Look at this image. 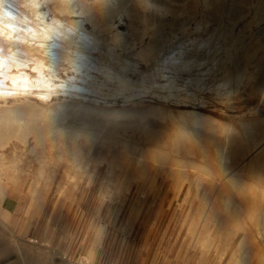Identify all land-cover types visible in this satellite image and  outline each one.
I'll list each match as a JSON object with an SVG mask.
<instances>
[{
  "label": "rangeland",
  "instance_id": "1",
  "mask_svg": "<svg viewBox=\"0 0 264 264\" xmlns=\"http://www.w3.org/2000/svg\"><path fill=\"white\" fill-rule=\"evenodd\" d=\"M9 1H0V35L16 36L18 46L2 50L25 66L16 78L0 71L14 86L4 80L8 93L20 89L38 103L81 96L117 105L133 95L238 126L264 117V96L250 91L264 73V0H139L152 14L149 30L168 32V18L192 13L187 28L170 31L146 59L105 32L109 13L113 30L129 28L120 0H73L75 9L59 0ZM217 2L222 15L207 20L203 11ZM25 43L62 59L45 58L41 67ZM32 141L14 139L2 150L0 264H264V199L250 204L221 182L242 166L240 155L228 158L204 140L196 157L219 175L208 181L98 142L79 150L69 135L52 136L38 153Z\"/></svg>",
  "mask_w": 264,
  "mask_h": 264
},
{
  "label": "bare ground",
  "instance_id": "2",
  "mask_svg": "<svg viewBox=\"0 0 264 264\" xmlns=\"http://www.w3.org/2000/svg\"><path fill=\"white\" fill-rule=\"evenodd\" d=\"M59 1L61 5H68L69 8L75 9L71 2L73 0ZM82 1L84 0H79L80 3ZM65 3L66 5H64ZM61 5L58 8H61ZM142 5L139 0H120V7L129 18L128 30L123 31L118 28L113 30L116 27L115 13H109V16L107 15L104 18L103 25L106 26V31L103 29L105 32H114L112 34L122 41V45L137 46L140 54L148 58V56L155 55L160 50L168 35H170V31L175 34L178 30L187 28L188 19L192 13L190 12L187 17L171 16L168 18L166 22L170 28L168 32L165 26L149 30L148 25L154 24L149 19L152 14L143 5L144 9ZM221 6L222 4L217 2L213 6L214 10H204L202 16L207 20L220 17L222 15ZM28 8L24 7L27 11ZM235 17H240V14L236 12ZM141 22L143 25H140ZM15 38L1 37L0 35V71H4L3 74L10 75V77L16 75L15 73H22V66H25L19 59V61L17 59L12 60L4 54L7 49H14L18 46ZM110 39H112L111 36ZM26 44L28 43H25V46ZM28 46L31 48L30 53L33 52L34 54L33 56L30 55L33 58L32 60L37 59L38 61L37 65L44 67L41 65V63L45 65L43 60L52 58V53L51 55L47 54V48H44V51L47 52L45 53L42 51V46L37 47L34 43L26 47ZM128 49L130 48L128 47ZM56 52L59 51L56 50ZM58 59L61 61L62 58ZM31 62L33 63V61ZM25 63L27 65L26 61ZM0 75L2 76V73ZM3 76L0 77L1 84L5 82L6 78L8 79V76H5V79H3ZM255 77L256 80L252 82L250 91L264 96V73H259ZM10 81L9 79L6 81V84H9L10 87H7L5 83L0 87L4 90L1 89L3 92L7 93L3 94L0 90V167H3L2 159L4 156L2 150L14 139L26 144L29 138L33 137L31 148L33 152L38 153L39 148H43L52 136L64 137L69 135L73 144L79 150L83 144L98 142L104 147H116L124 155L132 152L137 155L140 162H153L168 166L172 174L178 177L193 173L199 180L213 181L219 176L217 171L211 166L210 162L203 159L206 158L205 156L202 158L196 157V149L203 145L204 140H207L216 144L224 156L229 158L237 154L242 159V166L240 168L238 166L234 173L221 180L223 182L222 186L232 189L239 196H242V199L249 198L250 204L255 202L257 195L264 199V184L260 183L261 178L264 176V117L249 122H241L238 126L232 120L230 121L206 110L194 107H172L166 103L150 99H137L133 95L129 96V100H127V103L124 102L123 105L112 104L114 102L105 101L106 99L102 102L101 100H90L81 96L62 98L50 103L43 100V103H38L27 98L28 93L19 92L18 87V91L6 92L5 89L12 86L11 83H8ZM17 88L15 86V89ZM25 90L27 91V89ZM22 97L26 98L23 99ZM8 98L11 100H8ZM122 153L119 154L122 155ZM2 172L4 173V171Z\"/></svg>",
  "mask_w": 264,
  "mask_h": 264
}]
</instances>
